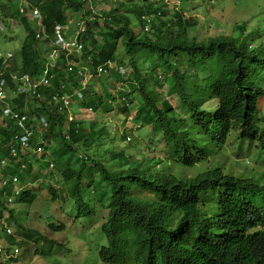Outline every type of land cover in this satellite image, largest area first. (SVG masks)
I'll use <instances>...</instances> for the list:
<instances>
[{"label": "trees", "instance_id": "obj_1", "mask_svg": "<svg viewBox=\"0 0 264 264\" xmlns=\"http://www.w3.org/2000/svg\"><path fill=\"white\" fill-rule=\"evenodd\" d=\"M168 1L171 0H0V19L7 29L0 33L2 41H14V35L19 40L18 52L0 47V78L7 92L0 108L8 105L12 111L23 113L27 121L30 117L34 122L36 115L42 119L41 126L35 129L37 134L31 141L25 140L23 147L17 123L11 124L0 113V175L5 184L0 187V258L30 243L38 258L51 263L59 250L56 241L21 224L31 216L26 208L37 200L36 189L24 188L13 197V204L22 207L20 214L15 208L8 209L7 198L12 192L8 186L13 178L17 184L14 186L34 181L43 193L39 220L44 216L52 219L50 206L60 205L70 225H100V236L106 244H101L99 258L104 264H113L103 257L123 256L113 251L125 245L116 242L117 234L107 223L108 215L129 223L132 206L129 202L116 203L109 192L108 179L135 161L125 150L111 148L114 140L103 148L109 137L128 145H134L137 137L146 142L163 137L165 158L154 164L159 166L157 181L163 185L162 193L170 195L165 200L169 209L165 227L176 223L171 216L188 211L182 182L175 184L181 178L178 170L221 152L211 141L202 145V140L194 137L199 132L210 133L218 123L205 116L203 119L202 110L210 99L219 100L218 119L230 116L243 124L247 135L258 134L257 139L264 144V132L258 130L260 123L264 125V114L258 110V102L264 98V15L257 16L260 20L255 27L234 23L232 35L198 39L190 34L198 22L195 16H184V4L189 2L187 9L195 10L222 0H172L171 7ZM97 4L101 8L96 9ZM104 4L109 8L104 9ZM32 6L39 8V18L28 15L27 9ZM36 24L46 39L35 37ZM54 25L64 28L65 38L74 34L77 47L58 50L51 67L47 54L53 47L48 42ZM25 76L31 84L27 90L21 87L19 93L16 88ZM239 88L245 93L241 94ZM38 95L41 99H37ZM55 170L59 177L57 188L46 178L49 174L57 177ZM235 184L264 206V191L253 179L223 176L218 169L207 171L185 180V187L193 199L216 208V220L196 231L189 226L188 231L182 227L173 233L179 244L165 257L149 256L157 251L163 254L165 243V236L157 233L164 226L152 225L148 228L154 237L150 243L156 245L142 256L115 264H220L225 238L232 231L238 232L236 226L240 223L247 222L245 200L231 199ZM2 189L7 194L3 197ZM151 191L157 197L158 189L153 186ZM150 215L143 211L132 218H163L161 213ZM81 218L85 221H77ZM67 220L60 215L57 224L47 227L53 234L63 233ZM6 227L13 232L7 234L3 230ZM261 240L262 237L234 248V259L240 264H257L247 245ZM9 261L17 259L6 257L0 264Z\"/></svg>", "mask_w": 264, "mask_h": 264}, {"label": "clouds", "instance_id": "obj_2", "mask_svg": "<svg viewBox=\"0 0 264 264\" xmlns=\"http://www.w3.org/2000/svg\"><path fill=\"white\" fill-rule=\"evenodd\" d=\"M255 1V0H254ZM259 1V0H258ZM256 2V1H255ZM257 6H259L258 2ZM37 6H32L27 9L28 15L33 18H39V11ZM37 11V15L33 12ZM264 15V14H263ZM3 24V28L1 31H6L5 23L3 19H0ZM39 24H36L37 32L35 37L41 40L46 39V35L43 32V29L40 27L38 28ZM58 26L60 29V36L62 37L65 43H75L76 44V36L73 34L72 38H65L63 32L64 28L60 27L59 25H54L52 28V35L50 41L48 42L49 46H53L51 51L48 52L47 56L51 58V67L53 66V61L58 56V50H69L74 46H68L67 48L63 49L60 45L56 44V38L54 35V27ZM233 30L231 31V35ZM5 53H2L4 55ZM7 57L12 56V53H6ZM0 70V75H1ZM27 76L24 77L25 81L20 83L16 88L19 93H21L20 88L23 87L24 89H28L31 82H26ZM0 81L4 80L0 78ZM1 98L0 102L6 101L5 98L7 96L6 90L3 91L1 87ZM239 92L244 94L245 91L242 88H239ZM14 94V93H12ZM78 97H80L78 95ZM37 99H41L40 95H38ZM172 101V98L170 99ZM173 103V101H172ZM34 106V105H33ZM220 104L219 100L216 97L210 99V101L204 105L202 110L203 119L204 116L208 117L213 120H217V125L215 128L211 130L210 133L205 131L199 132L194 135L196 141L202 140V145H205L206 142L211 141L213 144L221 148V152L218 155H213L206 160L198 161L192 167L188 169H180L178 170L180 174V179L175 183L182 182L183 185V194L184 200L187 206L188 211H182L180 213H176L171 216V219L176 221V223L166 226L164 222L169 214V209L165 203V200L170 196L168 193L163 194L161 187L162 184H159L157 181V172L159 171V166L154 164V161H160L165 158L163 153L164 143L161 137H153L151 140L152 142H146L140 140L137 137V142L134 145H128V142L122 141L116 137H109L108 141L104 142L103 148L109 146L111 140H114L112 143L111 148L116 147L119 150H125L130 156H132L135 163L133 165H129L127 168L117 172V174L113 177L108 179V186L110 194L116 199V203H124L129 202L132 206V217L135 215H142L143 211H148V216L150 212L161 213L162 219L158 221L157 219H149L148 217H141L139 221H133V218H129V223H124L122 219L114 217L112 215H108L110 220L107 222L110 226L115 228V232L117 234L116 242L123 243L125 246L117 247L113 252H118L124 254L123 256H116L112 258H107L106 256L103 257V260L108 263H119L129 259L132 256H142L147 253V250L150 249L151 246L156 245L155 243L150 241L154 238L150 232H148V228L152 225L156 226V224H161L164 226L162 230H157L158 235L163 234L165 237L164 243V252L163 254L161 251H157L156 254L149 255L150 257H165V254L173 249L174 246L179 244V239L173 236V233L180 232L181 228L184 227V231H188L191 226L194 231L197 230L199 226L204 227L208 222L212 220H216L219 216L216 213V208L211 205H206L203 203L198 202L197 200L193 199L191 194L185 187V180L187 179H194L207 171L218 169L221 171L223 176H232V178L238 180H247L253 179L259 189L264 191V184L260 181V173H259V165L264 162V144H262L258 139L257 135L249 136L243 130V124L235 121L230 116L222 115L220 119L216 116V111L219 110ZM258 110L261 114H264V98L260 99L258 102ZM0 113L4 116L9 118L11 124L18 125V132L20 134V142H22V146H25V140L31 141V137L36 135L35 129L40 127L42 124V119L40 116L36 115V119L34 122L31 121L30 117L27 121L26 116L22 113L19 114L18 112L12 111L11 108L6 105L0 108ZM259 133L264 132V125L260 123L258 127ZM136 147V149H134ZM160 148L157 150V148ZM31 149V147L29 148ZM234 153L236 157H239L241 154H245L247 156V160L245 161L247 165H252L253 169L251 170L250 174L247 176L242 175H234L232 172L227 168L224 169L223 163L220 159L228 158L229 150ZM13 152V151H12ZM14 155V154H13ZM12 155V156H13ZM202 165H206L202 171L197 172L194 176H188L187 172L195 169L196 167H200ZM171 169L177 171L176 168L171 167ZM41 180V179H40ZM129 184V185H126ZM173 184V185H175ZM237 184V183H236ZM235 184L231 199L237 200H245L246 204V220L245 223H240L239 226H236L238 232L232 231L228 234L225 238L224 249L221 250V257H220V264H240L234 259L232 254V250L237 248L241 245H246L249 242L257 241L260 237L263 240L257 243H250L247 245V249L252 250L257 261V264H264V206L252 199L243 187H239ZM0 175V187L4 186ZM16 184V179L13 178V183L8 186L9 197L7 198V207L8 209H13V197L17 196L22 189H36V193L38 198L35 202L43 201V193L39 195L41 192L38 187L34 184V181H27L25 184L14 186ZM158 189L157 197L154 196L152 193V187ZM235 192V193H234ZM8 193V194H9ZM7 195L4 193V190L1 191V196ZM171 198V197H170ZM235 202V201H233ZM58 203V202H57ZM56 203V204H57ZM236 203V202H235ZM241 204V203H240ZM238 206L239 204L236 203ZM20 206V205H18ZM58 207L61 208L59 205ZM22 210V207L20 206ZM178 215H181V218H178ZM49 219V217H48ZM43 221L42 226L47 227V223L45 220L47 218L44 216L42 217ZM211 220V221H210ZM122 221V222H121ZM39 223V222H38ZM182 224V225H181ZM187 224V225H185ZM189 224V225H188ZM201 224V225H200ZM101 227V226H100ZM138 227L140 230L136 231L134 228ZM48 228V227H47ZM7 234L12 233L13 230L11 227L3 228ZM50 231V230H49ZM174 231V232H172ZM141 232H143L141 234ZM49 233H52L51 231ZM227 232H225L226 234ZM47 238L46 236H44ZM49 239V238H47ZM183 239H188V237H184ZM52 240V239H49ZM99 245L98 250H100L101 244H106V240L99 236ZM183 241V240H182ZM184 246V243H182ZM23 252L25 253L26 250L32 248L33 252H35L33 246L28 243V245L21 246ZM124 248V251L121 252L120 249ZM97 250V257L93 259L94 264H104L99 258V251ZM14 253H10L6 257L16 258L18 262L17 256L20 255L21 252L19 247L17 250L13 248ZM23 253V254H24ZM13 261H9L8 264ZM15 262V263H17ZM52 263V262H51ZM88 263V264H93ZM148 264H155V263H148ZM159 264V263H157Z\"/></svg>", "mask_w": 264, "mask_h": 264}, {"label": "rangeland", "instance_id": "obj_3", "mask_svg": "<svg viewBox=\"0 0 264 264\" xmlns=\"http://www.w3.org/2000/svg\"><path fill=\"white\" fill-rule=\"evenodd\" d=\"M169 7L172 6L173 2L168 1ZM176 4V2H175ZM189 2L184 4L185 13L184 16H195L196 22H198V25L190 31V34L200 38H207V37H215L218 35H230L231 31L233 30L232 26L234 23H245L248 24L249 27H255V25L258 23L260 18L257 16L264 14V0H259L257 6V3L254 0H222L219 3H212V4H204L203 8L197 7L195 10L188 7ZM101 8L98 4L96 5V9ZM109 5L107 6L104 4V9H108ZM187 9V10H186ZM9 24H12L11 22ZM40 25H38V28L40 29ZM19 29V28H18ZM3 32V31H1ZM0 32V33H1ZM63 34H66V32H63ZM2 36L0 35V47L11 50L12 52H18V43L19 40L14 36V41H8V43H4L2 41ZM73 34L69 36V38H72ZM178 61V60H177ZM75 97H78L77 93H73ZM84 97H86L87 91L85 90L83 92ZM172 102V101H171ZM86 103V102H85ZM77 106L74 105V110L77 112ZM85 114L87 113L85 109H83ZM97 114V113H94ZM81 114L74 113V116H80ZM68 116H71V113L68 114ZM82 117H85V115H81ZM87 120V118H86ZM133 127L137 128L134 124H132ZM160 148L158 147L157 150ZM229 150V157L220 159V161L223 163L224 169H229L232 174L234 175H242L247 176L250 174L251 170L253 169L252 165H247L246 160L247 156L245 154H241L239 157H236L232 151ZM206 167V165H202L200 167H196L195 169H192L187 172L188 176H194L197 172H200L203 170V168ZM62 171V169H58ZM259 173H260V181L262 184H264V162L259 165ZM55 175L57 177L53 176L52 174H49L46 176L47 179L50 180V185H52L54 188H57L59 183H57V180H59L58 173L55 170ZM44 181V179H41ZM45 182V181H44ZM42 192H39V195H41ZM38 207H44L42 206L41 202H35L32 206L26 208V211L28 214L31 213V216L28 215L27 223H21L25 226L35 228L36 232L42 233L44 236H46L49 239H52L56 241V249H59L53 257V260L50 263L48 260L40 259L38 258V255L33 252L32 248L25 251V253H21L17 256L19 259L17 263L10 262L9 264H88L93 263V259L97 257V250L98 245L100 243L99 236H100V225H83L82 227H77L74 225H70L71 222H68L67 218L64 216L65 213L62 208L56 207V206H50L49 209H52V219L49 217L45 222L48 224L58 223L59 216L62 215L64 219H66V231L61 233L57 232L55 234L49 233V228L42 226V223L39 221H43L42 219L39 220L37 218L39 214V208ZM12 208H15L16 212L20 214L21 209L18 205H13ZM44 212H47L46 208H41ZM43 211H41V214H43ZM4 215H6L4 213ZM32 217V218H31ZM37 221V222H33ZM77 221H85L84 218L77 219ZM39 222V223H38ZM0 225H3V223L0 222ZM71 227H74L73 230H71ZM2 229L0 228V231ZM4 230V229H3ZM3 243V238L0 237V243ZM20 251L23 252V249L19 247ZM99 251V250H98ZM121 252L124 251V248L120 249ZM5 257H1L0 261L4 262ZM94 264V263H93Z\"/></svg>", "mask_w": 264, "mask_h": 264}, {"label": "built area", "instance_id": "obj_4", "mask_svg": "<svg viewBox=\"0 0 264 264\" xmlns=\"http://www.w3.org/2000/svg\"><path fill=\"white\" fill-rule=\"evenodd\" d=\"M35 15H37V11H34L33 12ZM3 28V24H2V21L0 20V30ZM54 35H55V38H56V44L60 45L61 48L65 49L67 48L69 45L70 46H74V47H77V45L75 43H65L62 39V37L60 36V29L58 26L54 27ZM3 85V81H0V98H1V94H2V91H1V87Z\"/></svg>", "mask_w": 264, "mask_h": 264}, {"label": "bare ground", "instance_id": "obj_5", "mask_svg": "<svg viewBox=\"0 0 264 264\" xmlns=\"http://www.w3.org/2000/svg\"><path fill=\"white\" fill-rule=\"evenodd\" d=\"M83 126V125H82ZM90 128V127H89ZM121 137V136H120ZM124 138V137H123ZM81 156V155H80Z\"/></svg>", "mask_w": 264, "mask_h": 264}]
</instances>
